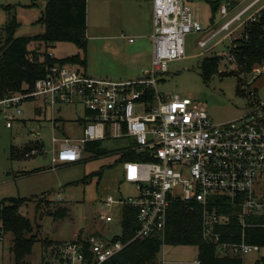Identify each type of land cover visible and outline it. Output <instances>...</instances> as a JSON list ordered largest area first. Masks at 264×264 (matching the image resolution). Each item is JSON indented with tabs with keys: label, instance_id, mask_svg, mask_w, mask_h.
<instances>
[{
	"label": "built area",
	"instance_id": "obj_1",
	"mask_svg": "<svg viewBox=\"0 0 264 264\" xmlns=\"http://www.w3.org/2000/svg\"><path fill=\"white\" fill-rule=\"evenodd\" d=\"M259 5L260 9L252 13ZM239 8L222 25L219 21L201 29L186 0H153V58L140 78L96 79L68 65L55 64L46 67L32 92L0 99V116L8 129L24 116L29 104L36 119L43 116V107L50 111L54 148L48 152L37 143L25 158L50 154L54 167L75 165L84 160L89 143L108 140L131 141L127 152L141 156L139 161L124 163V181L135 187L136 195L119 200L108 197L105 202L109 211L119 205L135 212L137 230L129 242L114 241L123 233L121 221V233L110 239L96 230L86 238L77 234L73 240L62 242L47 264H110L130 244L146 241L154 234L164 235L169 208L177 201L202 207V238L218 255L243 260L264 250L253 243L259 233H264V100L256 91H249L250 114L216 124L193 100L158 89L170 62L186 57V39L192 34L200 35L198 47L208 51L229 40L231 49L225 60L236 64L232 49L238 38H234L238 34L244 37L246 27L258 22L264 0L228 2L220 6L218 15L225 20ZM52 48L48 54L56 59ZM253 71L256 79L264 74V66ZM63 105L85 108L78 120L83 129L81 138L57 132V108ZM220 200L224 203L221 207L228 205L231 210L216 206ZM102 220L112 223L114 218L108 212ZM233 221L240 232L226 231ZM4 234L0 224V241Z\"/></svg>",
	"mask_w": 264,
	"mask_h": 264
},
{
	"label": "rangeland",
	"instance_id": "obj_2",
	"mask_svg": "<svg viewBox=\"0 0 264 264\" xmlns=\"http://www.w3.org/2000/svg\"><path fill=\"white\" fill-rule=\"evenodd\" d=\"M46 1L0 0V37H4L6 26L14 20L19 25L15 35L17 38L43 35L45 27L40 21ZM186 1L193 8L200 28L205 29L210 25L212 12L208 0ZM243 1L222 0V5ZM86 2V52L73 43H54L51 51L55 58L66 60L79 55L86 59V67L77 63L73 68L96 79L126 81L140 78L142 70L150 68L153 58V0ZM260 7H256L252 13ZM240 8L225 20L217 14L215 23L223 21L222 25ZM130 38L134 39L133 43H130ZM237 38L242 39L243 36L238 34L234 40ZM200 39L199 34L187 37L186 57L170 62L169 72L160 77L159 91L193 100L208 111L216 124L230 123L248 116L251 111L248 92L256 91L258 98L264 100V74L255 79L254 71L247 73L234 63L228 64L225 59L231 49L229 40L208 51L198 47ZM221 39L222 36L218 41ZM210 57L221 59L219 71L205 79L201 65L205 58ZM239 87L243 88L241 94ZM39 103L36 105L40 109ZM31 106L25 107L24 116L13 122L11 129L6 127V122L0 116V202L8 199L26 200L21 213L32 223L33 236L37 242L25 264H47L57 255V246L73 240L77 234L80 238H86L98 229L109 237L119 235L123 208L115 205L109 211L105 208V202L108 197L119 200L135 196L137 191L124 181V163L128 160L123 159L122 155L130 148L131 141L128 140L103 142V149L107 152L104 156H98L95 151L86 148L84 160L75 165L54 167L50 154L25 158L24 150L37 143L48 152L54 148L50 111L43 107V116L36 119L29 110ZM84 111L82 106H59L57 118L60 120V129L57 132L69 138H81L83 129L78 120ZM58 146L56 144L55 148ZM39 169L40 172L30 173ZM26 173L30 174L24 175ZM60 208L64 209V217L55 215ZM108 212L114 218L112 223L102 220ZM13 239L12 234H4L0 241V264H16L11 251ZM198 254V247L166 245L158 255L157 262L197 264ZM260 256H264V250L246 256L243 264H257Z\"/></svg>",
	"mask_w": 264,
	"mask_h": 264
},
{
	"label": "trees",
	"instance_id": "obj_3",
	"mask_svg": "<svg viewBox=\"0 0 264 264\" xmlns=\"http://www.w3.org/2000/svg\"><path fill=\"white\" fill-rule=\"evenodd\" d=\"M212 18L222 5V0L209 1ZM45 27V33L32 38H17L16 31L19 28L16 20L7 25L4 37H0V99L15 94H25L33 91L35 82L44 76L47 66L55 64L68 65L82 64L86 67V59L79 55L66 60L50 58L48 49L54 43L68 42L77 45L81 50H87V2L86 0H47L40 21ZM232 53L236 64L247 73H251L256 67L264 66V12L258 22L249 24L244 37L234 42ZM221 59L219 57L205 58L201 69L205 79L219 71ZM235 74V73H233ZM238 76V75H236ZM242 88L238 91L241 94ZM89 146V147H88ZM87 146L98 156L107 155L103 149V142H92ZM38 147V145H35ZM33 147H27L24 155ZM128 161H139L135 151L122 155ZM40 170L31 173H37ZM30 173H26L27 175ZM26 200L8 199L0 202V224L4 228L5 235L14 236L11 251L16 264H25L26 259L32 254V249L37 242L33 236L32 223L21 213V208ZM218 207L231 210V207H221L222 201L217 202ZM64 209H58L56 217H64ZM203 209L200 205L187 202H173L168 211L167 225L164 235L154 234L146 241L130 244L125 251L115 258L110 264H159L157 257L162 248L171 246L198 247L199 264H243L242 259L222 257L218 255L211 245L202 238ZM123 233L114 241L129 242L137 230L136 214L130 208H124L122 218ZM228 232H240L241 228L233 221ZM253 243L264 248V233L261 232ZM257 264H264V256L257 259Z\"/></svg>",
	"mask_w": 264,
	"mask_h": 264
},
{
	"label": "crops",
	"instance_id": "obj_4",
	"mask_svg": "<svg viewBox=\"0 0 264 264\" xmlns=\"http://www.w3.org/2000/svg\"><path fill=\"white\" fill-rule=\"evenodd\" d=\"M222 3H223V2H222ZM240 3H241V2H240ZM197 20H198V19H197ZM214 22H215V21H214ZM214 22H213V23H214ZM213 23H210V25H208L206 28H208V27L212 26V25H213ZM206 28H205V29H206ZM29 110H30V108H29ZM30 111H31V110H30ZM39 170H41V169H39ZM30 173H31V172H30ZM97 230H98V229H97ZM105 237H106V238H108V239H110V237H109V236H106V235H105ZM197 262H198V261H197Z\"/></svg>",
	"mask_w": 264,
	"mask_h": 264
}]
</instances>
